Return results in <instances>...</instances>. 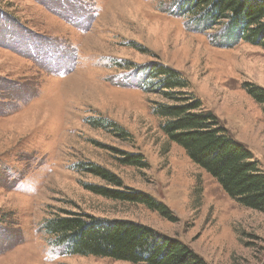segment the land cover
<instances>
[{
  "label": "rangeland",
  "instance_id": "rangeland-1",
  "mask_svg": "<svg viewBox=\"0 0 264 264\" xmlns=\"http://www.w3.org/2000/svg\"><path fill=\"white\" fill-rule=\"evenodd\" d=\"M180 1L0 0V264H131L57 246L45 225L69 213L150 228L206 264H264V214L167 140L152 113L167 101L145 80L154 64L178 71L264 173V105L242 87L264 89V49L232 43L222 26L202 30ZM88 186L144 194L172 219Z\"/></svg>",
  "mask_w": 264,
  "mask_h": 264
},
{
  "label": "trees",
  "instance_id": "trees-1",
  "mask_svg": "<svg viewBox=\"0 0 264 264\" xmlns=\"http://www.w3.org/2000/svg\"><path fill=\"white\" fill-rule=\"evenodd\" d=\"M178 5V12L193 18L202 30L222 26L232 43L243 42L264 49V0H181ZM145 75L146 88L167 101L155 104L152 110L161 120L160 129L167 140L182 148L230 199L264 214V173L252 161L250 152L233 140L221 120L201 108L200 101L186 91L188 82L178 71L154 64L145 70ZM242 87L255 103L264 105V89L250 83ZM96 124L112 127L111 123L106 126L105 120H96ZM117 132L120 139L129 137L124 130ZM142 163L139 155L126 156L128 166L142 167ZM85 171L110 186L121 187V181L105 169L91 166ZM87 189L109 200L144 205L161 217L172 219L164 205L144 194L96 186ZM67 215L50 219L45 231L55 238L57 246H66L72 255L131 264H206L187 245L139 224L95 219L84 214Z\"/></svg>",
  "mask_w": 264,
  "mask_h": 264
}]
</instances>
